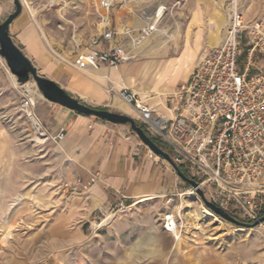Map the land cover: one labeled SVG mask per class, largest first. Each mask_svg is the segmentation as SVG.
Returning <instances> with one entry per match:
<instances>
[{"label":"rangeland","instance_id":"374dc122","mask_svg":"<svg viewBox=\"0 0 264 264\" xmlns=\"http://www.w3.org/2000/svg\"><path fill=\"white\" fill-rule=\"evenodd\" d=\"M19 1L22 10L17 17L32 23L48 46L53 38L64 39L58 56L62 61L72 60L76 45L85 44L110 21L112 9V5L109 9L101 7L100 0ZM187 1L164 0L166 14L144 42L167 50L168 55H177L182 45L181 29L188 18L184 8ZM228 1L199 0L201 6L212 9L213 20L223 35L228 24ZM239 4L248 22L264 15V0H239ZM30 98L33 104L29 109L45 137L36 134L22 107ZM45 100L32 77L19 83L0 56V264H158L160 259L175 264L181 257L189 261L222 260L238 258L240 246L248 253L251 245L263 238L260 225L241 227L215 215L180 177L181 188L171 205L166 206L163 200L88 213L77 185V154L68 152L64 141H55L37 115ZM117 104L131 107L121 97L116 103L87 105L128 114L118 110ZM203 208L222 223L205 217ZM166 214H173L178 221L176 236L162 229ZM191 224L199 227L188 232Z\"/></svg>","mask_w":264,"mask_h":264},{"label":"built area","instance_id":"2783aa9c","mask_svg":"<svg viewBox=\"0 0 264 264\" xmlns=\"http://www.w3.org/2000/svg\"><path fill=\"white\" fill-rule=\"evenodd\" d=\"M111 3L100 0L105 9ZM164 10L159 5L152 15L143 16L145 23L136 33L123 32L129 48L116 41L118 32L104 27L76 45L72 66L97 70L130 62L132 50L157 30ZM227 13L220 45L205 52L186 81L148 97L122 88L120 97L208 201L251 223L264 216V66L259 63L264 58V15L246 21L239 0L228 1ZM150 98L157 103H149ZM64 136L60 129L53 139L60 142ZM163 225L175 235L178 221L173 214L165 215Z\"/></svg>","mask_w":264,"mask_h":264},{"label":"crops","instance_id":"0c3cea01","mask_svg":"<svg viewBox=\"0 0 264 264\" xmlns=\"http://www.w3.org/2000/svg\"><path fill=\"white\" fill-rule=\"evenodd\" d=\"M110 21L105 28L118 32L116 41L127 48L124 31L135 33L145 23L143 16H150L164 0H112ZM188 18L181 29L182 45L175 56L167 50L156 49L150 41L132 50L134 59L118 67H101L97 70H76L70 59H58L63 50V38H53L52 45L45 43L39 30L22 17H16L9 25L8 33L23 54L29 58L38 72L85 104H105L120 97L118 91L127 88L139 95L166 92L189 78L193 68L208 50L218 47L223 39L219 24L214 22L212 9L200 5L199 0H188ZM14 11L11 0H0V24ZM162 16V18H163ZM161 18V19H162ZM64 33V32H62ZM75 35V31H73ZM93 35V36H94ZM72 51V54L74 53ZM70 52V51H69ZM71 59L73 55L70 56ZM264 64V58L260 59ZM38 107L37 115L53 137L64 129L62 141L68 152L77 154V185L81 189L88 213L107 212L113 206L125 208L141 204L160 203L171 205L181 188V180L167 162L152 154L139 137L125 124H113L77 114L57 103L45 100ZM156 104L154 98L148 99ZM117 109L135 118L132 107L117 104ZM127 114V115H128ZM120 125V126H119ZM264 229V223L260 224ZM168 233V230L162 226ZM256 240L247 253L239 248V257H223L222 260L179 258L175 264H264V234ZM189 261V262H188ZM161 259L158 264H165Z\"/></svg>","mask_w":264,"mask_h":264},{"label":"water","instance_id":"95a60500","mask_svg":"<svg viewBox=\"0 0 264 264\" xmlns=\"http://www.w3.org/2000/svg\"><path fill=\"white\" fill-rule=\"evenodd\" d=\"M11 1L15 6V10L0 24V56L5 59L11 73L17 77V81L19 83H23L32 77L36 83L37 90L40 91L42 96L50 102L57 103L85 117L95 116L113 124H128L132 132L139 137L141 142L147 146L150 151H152L159 158L166 160L182 181L196 189V192L201 197L204 205L215 215L232 224L247 228H254L264 223V216L251 223L239 221L220 207L208 201L205 198L203 191L198 187V183L186 176L182 170L172 162L168 153H166L145 133L144 129L137 124L133 117L107 109L91 107L78 98L73 97L59 85L40 74L29 58H27L20 48L16 46L8 33L10 23L20 14L22 10V4L19 0Z\"/></svg>","mask_w":264,"mask_h":264},{"label":"bare ground","instance_id":"6f19581e","mask_svg":"<svg viewBox=\"0 0 264 264\" xmlns=\"http://www.w3.org/2000/svg\"><path fill=\"white\" fill-rule=\"evenodd\" d=\"M33 85V84H32ZM28 90L30 91V92H34L35 93V89H29V87H28ZM33 104V101H32V99L30 98L27 102H25L23 105H22V107L24 108V110L27 112V116L29 117V119H30V121H31V124H32V128L34 129V131L36 132V134L38 135V136H41V137H45V135H46V133H45V131L41 128V126H40V124H39V122H38V120L36 119L37 117L34 115V114H32V112L30 111V109H29V105H32ZM36 117V118H35ZM181 211H182V209H181ZM180 211V215H181V212ZM202 213H203V215L205 216V217H209V218H213L214 220H216V221H218V222H221L215 215H213L209 210H207L206 208H203V210H202ZM111 217V216H110ZM109 217V218H110ZM222 223V222H221ZM220 223V224H221ZM188 224V223H187ZM173 225L174 226H176L177 227V224L174 222L173 223ZM189 226H191V229H189L190 227H188V232L189 231H194V229H196V228H198L199 227V225H194V224H191V225H189ZM183 227V226H182ZM185 227V226H184ZM186 228H187V226H186ZM186 228H185V230H186ZM172 231H173V233L175 234V235H177V230L176 229H172Z\"/></svg>","mask_w":264,"mask_h":264},{"label":"trees","instance_id":"16d2710c","mask_svg":"<svg viewBox=\"0 0 264 264\" xmlns=\"http://www.w3.org/2000/svg\"><path fill=\"white\" fill-rule=\"evenodd\" d=\"M141 127L144 129V131H145V133L149 136V134L147 133V131L145 130V128L141 125ZM151 139L158 145V146H160V143L156 140V139H154V138H152L151 137Z\"/></svg>","mask_w":264,"mask_h":264}]
</instances>
